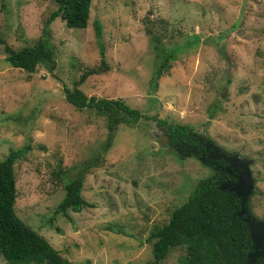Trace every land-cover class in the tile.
Wrapping results in <instances>:
<instances>
[{
  "label": "rangeland",
  "instance_id": "374dc122",
  "mask_svg": "<svg viewBox=\"0 0 264 264\" xmlns=\"http://www.w3.org/2000/svg\"><path fill=\"white\" fill-rule=\"evenodd\" d=\"M57 7L56 0H0V34L14 48L33 44ZM50 31L53 71L12 66L0 43V160L31 144L15 164L16 210L28 225L75 264L152 262L151 226L213 172L173 152L156 118L187 124L250 159L252 209L264 217V0H93L86 28L58 17ZM155 38L175 52L154 78L162 59ZM103 60L108 69L79 87L150 116L120 124L108 150L107 117L77 108L64 92ZM79 174L90 205L57 212L66 182ZM184 252L175 248L164 264H179Z\"/></svg>",
  "mask_w": 264,
  "mask_h": 264
},
{
  "label": "trees",
  "instance_id": "16d2710c",
  "mask_svg": "<svg viewBox=\"0 0 264 264\" xmlns=\"http://www.w3.org/2000/svg\"><path fill=\"white\" fill-rule=\"evenodd\" d=\"M57 9L51 12L42 34L33 44L22 48L12 47L0 34L6 60L14 67L34 72L39 65L53 71L57 66V50L51 38L50 24L56 18L63 19L68 27L86 28L91 15L93 0H56ZM103 25L96 21L97 35L102 37ZM157 56L162 57L156 67L158 77L170 66L175 51L161 46L155 38ZM103 47V46H102ZM102 54L104 51L102 49ZM99 68L87 69L73 87L65 86L68 102L79 109H95L108 119V139L105 150L113 145L115 133L122 123L131 125L147 114L133 108L123 99L88 96L79 85L90 74L108 69L105 61ZM104 67V68H103ZM166 128L169 144L180 158H198L212 168V174L198 181L188 199L170 211L163 223L151 226L147 241L153 244V261L149 264H164L169 254L178 247L185 252L178 256L179 264H246L253 250V240L248 224L239 216L240 199L234 191L221 188L225 173L215 168V149L225 151L216 142L187 124L168 122L156 118ZM28 142L12 148L0 160V253L6 264H75L41 233L28 225L18 214L17 175L15 164L29 149ZM218 163V162H217ZM214 166V168L212 167ZM62 172L63 170L60 169ZM84 175L79 174L65 184L66 195L57 207V212L70 216V211H81L90 205L83 195ZM256 264H264V257Z\"/></svg>",
  "mask_w": 264,
  "mask_h": 264
},
{
  "label": "flooded vegetation",
  "instance_id": "af4514ba",
  "mask_svg": "<svg viewBox=\"0 0 264 264\" xmlns=\"http://www.w3.org/2000/svg\"><path fill=\"white\" fill-rule=\"evenodd\" d=\"M160 124L164 125L163 123ZM221 148L224 149L225 151L219 152V149H215V153L214 151H212L210 155H212V157L214 158L212 162L213 164H216L215 168L225 173V176L222 179V183H227L229 185H236L237 183L240 182V185L238 186V190L242 193H245L247 184L252 180V178L254 181L253 171L251 169V164H252L251 160L242 158L239 152H230V150H228L227 148L224 147ZM212 167L214 168V166ZM228 190L230 189L228 188ZM254 192L255 189L252 188L249 194L247 195V201L245 203L247 208L246 214H249L257 218L258 220L264 221V217L263 218L259 217L252 209L251 199ZM237 196L240 199V203L242 207L241 196H239L238 194ZM260 257H264V256H260Z\"/></svg>",
  "mask_w": 264,
  "mask_h": 264
},
{
  "label": "water",
  "instance_id": "95a60500",
  "mask_svg": "<svg viewBox=\"0 0 264 264\" xmlns=\"http://www.w3.org/2000/svg\"><path fill=\"white\" fill-rule=\"evenodd\" d=\"M239 185L240 182L236 185L223 184L221 188H229L230 190L235 191L239 196H241L242 207L239 211V216L248 224L253 240V250L248 254L246 264H256L257 258H259L260 256H264V221L258 220L257 218L246 214L247 208L245 203L247 201V195L249 194L251 189L247 186L245 193H242L238 190Z\"/></svg>",
  "mask_w": 264,
  "mask_h": 264
}]
</instances>
